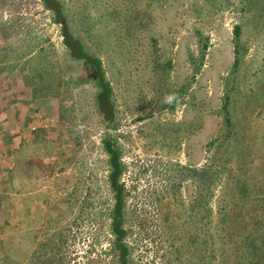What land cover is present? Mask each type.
Instances as JSON below:
<instances>
[{
    "label": "rangeland",
    "instance_id": "374dc122",
    "mask_svg": "<svg viewBox=\"0 0 264 264\" xmlns=\"http://www.w3.org/2000/svg\"><path fill=\"white\" fill-rule=\"evenodd\" d=\"M59 1L74 35L101 57L114 90L111 127L130 188L133 263L200 264L204 245L192 240L197 217L190 213L199 179L188 167H201L206 144L223 133L236 25L244 54L229 81L237 155L215 190V214L234 195L232 177L257 186L259 196L242 211L247 218L264 196V0ZM198 33L209 46L193 78ZM97 93L42 0H0V258L110 260L103 257L111 240L102 144L108 124ZM235 245L224 247L228 264Z\"/></svg>",
    "mask_w": 264,
    "mask_h": 264
},
{
    "label": "trees",
    "instance_id": "16d2710c",
    "mask_svg": "<svg viewBox=\"0 0 264 264\" xmlns=\"http://www.w3.org/2000/svg\"><path fill=\"white\" fill-rule=\"evenodd\" d=\"M44 6L54 14V20L61 25L62 36L72 59L82 60L86 79L93 82L98 89L96 102L97 109L103 115L108 124V130L102 139L103 149L108 155L109 172L107 183L112 194V203L107 208L108 232L111 235L109 249L105 253L111 256L105 264H134L132 259L133 248L129 242L130 227L128 225L127 203L130 188L123 181L126 165L123 162V153L118 137L113 133L111 124L114 123V90L107 77L101 57L91 53L80 38L76 37L71 30L64 7L59 0H42ZM235 53L234 68L226 78L224 103L222 106L223 133L206 144L210 152L206 162L199 168L188 167L192 177H198L196 197L192 201L190 213L195 215L196 234L192 237L194 243L204 245L199 254L200 264H228L230 255L227 253V245L233 246L234 258L231 264H264V196L256 200V209L248 218L242 211L248 207L252 196H259L257 186L252 187L250 181L243 175L235 180L236 190L228 203L221 205L217 216L213 202L215 190L226 175L233 173L229 165L236 154L234 149L236 128L231 110L232 87L230 78L237 72L242 56L241 38L242 26H235ZM200 41L199 56H193L194 75L198 74L204 64L208 49V41L202 33H198ZM182 90H187L184 86ZM237 155V154H236ZM241 156V154H239ZM231 176V175H230ZM260 206V207H259ZM248 214V212H247ZM220 247L216 248V244ZM206 246V247H205ZM209 246V247H208ZM210 248V250H209ZM208 251L210 255L208 256ZM220 251V252H219ZM220 256V259H219ZM229 258V259H228ZM46 263V262H44ZM43 263V264H44ZM0 264H19L16 257L6 254L0 258Z\"/></svg>",
    "mask_w": 264,
    "mask_h": 264
}]
</instances>
